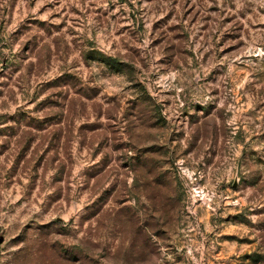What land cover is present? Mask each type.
<instances>
[{
    "label": "rangeland",
    "instance_id": "rangeland-1",
    "mask_svg": "<svg viewBox=\"0 0 264 264\" xmlns=\"http://www.w3.org/2000/svg\"><path fill=\"white\" fill-rule=\"evenodd\" d=\"M0 264H264V0H0Z\"/></svg>",
    "mask_w": 264,
    "mask_h": 264
},
{
    "label": "trees",
    "instance_id": "trees-1",
    "mask_svg": "<svg viewBox=\"0 0 264 264\" xmlns=\"http://www.w3.org/2000/svg\"><path fill=\"white\" fill-rule=\"evenodd\" d=\"M111 61H113L112 63H110ZM109 65H113L114 67H121V64H119L118 62H115V60H109L108 61Z\"/></svg>",
    "mask_w": 264,
    "mask_h": 264
}]
</instances>
